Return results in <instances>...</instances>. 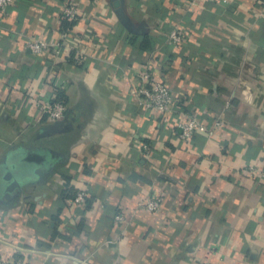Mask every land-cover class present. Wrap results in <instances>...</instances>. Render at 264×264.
<instances>
[{"label": "crops", "instance_id": "0c3cea01", "mask_svg": "<svg viewBox=\"0 0 264 264\" xmlns=\"http://www.w3.org/2000/svg\"><path fill=\"white\" fill-rule=\"evenodd\" d=\"M33 39L49 47L34 53ZM146 70L173 110L134 94ZM58 92L68 109L53 120L39 102ZM190 117L204 127L185 142ZM251 164L264 165L260 0H17L0 14V260L264 264ZM82 190L76 206L67 195ZM154 195L159 211L139 208Z\"/></svg>", "mask_w": 264, "mask_h": 264}, {"label": "built area", "instance_id": "2783aa9c", "mask_svg": "<svg viewBox=\"0 0 264 264\" xmlns=\"http://www.w3.org/2000/svg\"><path fill=\"white\" fill-rule=\"evenodd\" d=\"M17 0H0V14H4L8 7L15 3ZM191 4H196L202 1H214V0H186ZM264 11V0H260ZM65 14L70 19H76L77 17V8L75 5L68 6L66 8ZM172 38L176 42H181L183 36L174 30L171 34ZM28 47L34 53H40L49 47L48 42L44 40H30L28 42ZM134 94L142 100L144 105L147 108L155 109L161 113H167L174 109V97L169 88V85L153 77L152 73L146 70L143 73L141 81L136 85L133 90ZM39 106L44 114L53 120H59L63 118L67 112V105L61 101H40ZM216 125H221L222 120H217ZM215 125V126H216ZM178 136L182 141L188 142L193 139L194 134L204 127L203 122L197 117H190L186 120H183L178 124ZM144 149L146 151L150 150L148 144H144ZM245 171L248 175L258 177L260 180H264V165H248L245 167ZM87 192L82 190L79 191L76 196L73 198V203L76 206H85ZM139 208L149 211H159L161 208V198L159 195H154L148 199L142 200L139 202ZM116 220H123V215L117 213L115 215ZM0 264H26L25 262L17 259H6L0 260Z\"/></svg>", "mask_w": 264, "mask_h": 264}, {"label": "water", "instance_id": "95a60500", "mask_svg": "<svg viewBox=\"0 0 264 264\" xmlns=\"http://www.w3.org/2000/svg\"><path fill=\"white\" fill-rule=\"evenodd\" d=\"M118 4V2H116ZM12 168H15L16 166L14 164L11 165ZM5 180H10V185L8 186L7 190L12 192L14 189L19 188L20 187V181L16 178H14V175L12 173L11 169H7V172L5 174Z\"/></svg>", "mask_w": 264, "mask_h": 264}, {"label": "trees", "instance_id": "16d2710c", "mask_svg": "<svg viewBox=\"0 0 264 264\" xmlns=\"http://www.w3.org/2000/svg\"><path fill=\"white\" fill-rule=\"evenodd\" d=\"M76 24V20L74 19H71L67 16L64 17V29H70L72 28L74 25ZM72 55V54H71ZM56 101H61L63 103H65V100H64V94L62 92H58V96L57 98L55 99ZM68 194V193H67ZM76 192L75 194H68L67 196L70 197L72 196L73 198L76 196Z\"/></svg>", "mask_w": 264, "mask_h": 264}]
</instances>
